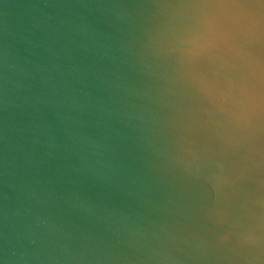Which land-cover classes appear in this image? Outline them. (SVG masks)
<instances>
[{
	"label": "water",
	"instance_id": "95a60500",
	"mask_svg": "<svg viewBox=\"0 0 264 264\" xmlns=\"http://www.w3.org/2000/svg\"><path fill=\"white\" fill-rule=\"evenodd\" d=\"M0 264H264V0H0Z\"/></svg>",
	"mask_w": 264,
	"mask_h": 264
}]
</instances>
